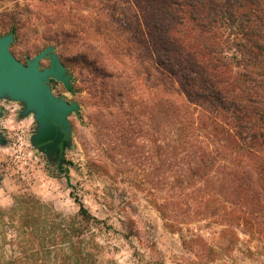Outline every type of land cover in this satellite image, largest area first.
Here are the masks:
<instances>
[{"label": "rangeland", "instance_id": "rangeland-1", "mask_svg": "<svg viewBox=\"0 0 264 264\" xmlns=\"http://www.w3.org/2000/svg\"><path fill=\"white\" fill-rule=\"evenodd\" d=\"M139 14L133 0H0L11 52L26 62L54 45L73 91L52 79L53 93L79 104L48 153L33 113L0 98V250L23 228L12 205L59 224L77 198L116 264H264V146L242 145L229 112L155 64Z\"/></svg>", "mask_w": 264, "mask_h": 264}, {"label": "trees", "instance_id": "trees-1", "mask_svg": "<svg viewBox=\"0 0 264 264\" xmlns=\"http://www.w3.org/2000/svg\"><path fill=\"white\" fill-rule=\"evenodd\" d=\"M133 1L155 64L177 75L186 95L229 112L242 145L264 146V0ZM76 201L78 210L59 224L54 214L12 205L9 218L23 228L9 256L0 250V264H116L94 239L100 220Z\"/></svg>", "mask_w": 264, "mask_h": 264}, {"label": "water", "instance_id": "water-1", "mask_svg": "<svg viewBox=\"0 0 264 264\" xmlns=\"http://www.w3.org/2000/svg\"><path fill=\"white\" fill-rule=\"evenodd\" d=\"M13 41V31L0 36V98L21 101L24 104L21 116L33 113L37 122L31 137L33 145L46 152L51 149L60 153L68 142V115L78 111L79 104L55 95L51 80L60 81L73 91L72 75L54 45H48L23 62L11 52ZM45 58L49 59V65L41 68V61ZM4 142L0 132V143Z\"/></svg>", "mask_w": 264, "mask_h": 264}, {"label": "built area", "instance_id": "built-area-1", "mask_svg": "<svg viewBox=\"0 0 264 264\" xmlns=\"http://www.w3.org/2000/svg\"><path fill=\"white\" fill-rule=\"evenodd\" d=\"M14 108H16V106Z\"/></svg>", "mask_w": 264, "mask_h": 264}]
</instances>
